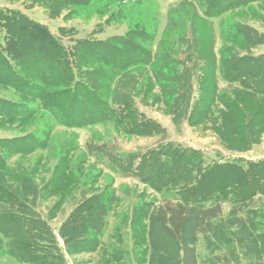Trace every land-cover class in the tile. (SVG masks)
I'll use <instances>...</instances> for the list:
<instances>
[{
    "label": "trees",
    "instance_id": "16d2710c",
    "mask_svg": "<svg viewBox=\"0 0 264 264\" xmlns=\"http://www.w3.org/2000/svg\"><path fill=\"white\" fill-rule=\"evenodd\" d=\"M40 1L46 8L69 6L73 11L80 7L82 13L92 11L108 15L112 21L124 22L128 27L121 35L84 38L66 47L45 24L22 12L0 8V84L15 89L31 104L37 103L28 109L23 104L0 100V113L27 119L33 112L42 111L52 121L42 127L44 138L27 135L25 139L29 144L20 137L15 143L14 138H0V257L8 255L18 264H66L55 234L36 204L39 196L57 197L50 207L49 217L53 218L56 212H51L61 209L76 186L86 181L89 172L83 168L84 162L73 163L69 155L78 145H72L69 140L59 144L56 141L57 150L52 155L56 161L42 184H39L41 179L36 178L40 163L35 167H23L20 162L7 163V158L11 152L23 158L39 149L49 150L55 139L56 134L52 133L55 126L74 129L111 124L128 137L158 133L159 124L137 110L130 90L137 85L143 70H151L163 89L165 82L170 83L166 91L174 94L184 74L182 60L174 56V50L186 36L184 28L177 23L178 16L172 30L169 29L170 16L157 42L158 48L154 49L156 23L148 15L150 8L144 0ZM179 2L182 8L192 9L189 24L199 32L194 34L193 40L200 43L201 33L207 32L212 18L231 16L234 11L249 8L253 3L261 4L262 0ZM219 22L220 31L226 27L221 37L231 46L241 43L252 46L256 43L254 38L260 36L256 29L240 21L228 22V25H223L222 19ZM202 46L199 44L200 51ZM198 57L204 59V54ZM210 57L208 63L199 67L204 74L198 107H204L208 100H222L212 79L223 80L225 90L238 87L252 96H264V54L235 56L228 49L221 51L219 58ZM177 99L175 96L172 101ZM164 142L162 139L154 147L121 153L104 143L90 142L85 144L83 151L86 155L104 156L111 173L138 178L160 192L161 200L148 219L158 221L165 235L180 245V264H199L196 235L216 236V221L221 216L223 203H244L256 193L264 194V161L211 163L197 149ZM81 176L84 178L79 180ZM165 181L179 185L176 197L166 193ZM113 200V191L103 189L81 200L71 210L58 230L67 251L96 249ZM193 215L197 217L196 235L192 242H184V230Z\"/></svg>",
    "mask_w": 264,
    "mask_h": 264
},
{
    "label": "rangeland",
    "instance_id": "374dc122",
    "mask_svg": "<svg viewBox=\"0 0 264 264\" xmlns=\"http://www.w3.org/2000/svg\"><path fill=\"white\" fill-rule=\"evenodd\" d=\"M144 2L150 8V11L147 9L148 15L156 23V39L152 43L154 49L158 48L157 42L170 16L172 25L169 29L172 30L175 17L178 16L177 23L184 28L186 36L183 38L184 42L179 41L174 50V56L182 60L181 68L184 73L181 77L182 84L176 90L177 94L172 91L167 93L170 83L165 82L163 89L151 70H143L137 79V85L130 90L137 110L146 118L155 120L161 128L160 131L150 136L128 137L111 124L74 129L55 126L52 133L56 135L49 150L39 149L23 158L11 152L7 158V163L15 165L20 162L19 165L23 167H35L36 163H40L36 178L38 181L41 179L39 184H42V179L48 178L49 170H53L56 161L52 157L57 150L54 147L56 141L59 144L69 140L72 145H78V149L69 155L72 156L73 163L80 160L84 162L83 168L89 172L85 176L86 181L76 186L74 194L64 200L61 209L51 212H56L53 218L49 217L50 207L57 197L46 199L39 196L36 204V209L53 230L66 264H180V245L165 235L158 221L148 219L153 208L159 204L161 193L138 178L111 173L104 156L94 153L86 155L83 151L85 144L104 143L106 147L117 149L121 153L145 150L164 139V143L170 142L175 147L197 149L211 163L264 161V96H252L238 87L225 90L226 83L223 80L212 79V83L216 82L222 100H208L204 107H198L200 82L204 74L200 68L209 62L207 60L211 59L210 56L219 58L220 52L228 49L235 56L264 54V0L261 4L253 3L249 8L236 10L231 16L226 14L221 18H212L207 32L201 33L200 43L193 40L194 34L198 35L199 32L193 24H189L190 14L193 13L191 8H182L179 0ZM0 4V8L22 12L45 24L66 47L71 46L75 40L104 39L124 34L128 29L124 22L112 21L108 15L103 16L92 11L82 13L80 7L73 11L69 6L63 9L46 8L40 0H0ZM221 19L223 25L233 21L245 23L256 29L260 36L254 38L256 43L252 46L245 43L231 46L230 42L221 37L223 29L226 28L223 27L220 31ZM199 44H203L201 51ZM200 53L204 54V59L198 57ZM175 96L178 99L172 101ZM0 100H8L16 105L23 104L28 109L37 106L36 101L31 104L15 89L4 84H0ZM39 113L33 112L27 119L11 113H0V138H14L15 143L19 140L17 137H20V140L28 144L30 141L25 139L27 135L42 139L43 125L52 124V121L44 112ZM49 137L50 135L48 139ZM83 178L81 176L79 180ZM178 186L166 182L165 191L176 197L174 195L179 189ZM103 189L107 192L112 190L114 200L99 236V245L94 250L67 251L63 238L58 233L61 224L81 200ZM194 214L197 211L194 210ZM196 218L193 215L185 227L184 242L194 240ZM215 231L217 237L210 234L196 235L199 264H264V194L256 193L244 203H223ZM0 264L18 262L5 255L0 257Z\"/></svg>",
    "mask_w": 264,
    "mask_h": 264
},
{
    "label": "crops",
    "instance_id": "0c3cea01",
    "mask_svg": "<svg viewBox=\"0 0 264 264\" xmlns=\"http://www.w3.org/2000/svg\"><path fill=\"white\" fill-rule=\"evenodd\" d=\"M1 5V4H0Z\"/></svg>",
    "mask_w": 264,
    "mask_h": 264
}]
</instances>
